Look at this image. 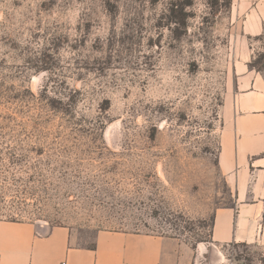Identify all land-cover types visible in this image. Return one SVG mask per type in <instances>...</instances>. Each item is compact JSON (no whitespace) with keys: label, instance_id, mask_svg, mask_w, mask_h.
<instances>
[{"label":"rangeland","instance_id":"1","mask_svg":"<svg viewBox=\"0 0 264 264\" xmlns=\"http://www.w3.org/2000/svg\"><path fill=\"white\" fill-rule=\"evenodd\" d=\"M263 2L0 0V221L66 227L80 246L111 231L196 248L240 195L264 202L262 172L221 165L234 65L264 69V39L243 33ZM252 211L227 264H264Z\"/></svg>","mask_w":264,"mask_h":264},{"label":"crops","instance_id":"2","mask_svg":"<svg viewBox=\"0 0 264 264\" xmlns=\"http://www.w3.org/2000/svg\"><path fill=\"white\" fill-rule=\"evenodd\" d=\"M245 18L243 33H264V2ZM251 55L234 65V81L222 111L221 165L225 170L252 168L264 174V72L251 71ZM263 190L258 186V191ZM241 193V192H240ZM215 215L208 264H227L221 247L249 241L251 211L264 209L257 199L253 209L243 205ZM252 211V212H253ZM201 245V244H200ZM196 248L173 237L123 232H99L93 246H80L69 228L48 230L30 222L0 221V264H204Z\"/></svg>","mask_w":264,"mask_h":264},{"label":"trees","instance_id":"3","mask_svg":"<svg viewBox=\"0 0 264 264\" xmlns=\"http://www.w3.org/2000/svg\"><path fill=\"white\" fill-rule=\"evenodd\" d=\"M258 40H263L264 39V34L260 35L257 37ZM262 59H263V55H257L256 58H254L250 63H249V69L251 71H257L259 73L264 72V69H262L261 67H259V65L262 64ZM264 68V67H263ZM233 244V243H231ZM243 246H248L246 245V243H242Z\"/></svg>","mask_w":264,"mask_h":264},{"label":"water","instance_id":"4","mask_svg":"<svg viewBox=\"0 0 264 264\" xmlns=\"http://www.w3.org/2000/svg\"><path fill=\"white\" fill-rule=\"evenodd\" d=\"M199 250H200V255H199L200 259H201L203 262H204V261H207L206 256H208V253H209V252H208L206 246H205L204 244H201Z\"/></svg>","mask_w":264,"mask_h":264}]
</instances>
